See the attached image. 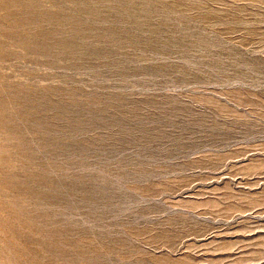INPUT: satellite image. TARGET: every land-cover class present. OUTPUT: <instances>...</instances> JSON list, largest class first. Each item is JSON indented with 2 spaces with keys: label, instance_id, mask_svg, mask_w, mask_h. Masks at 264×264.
<instances>
[{
  "label": "rangeland",
  "instance_id": "374dc122",
  "mask_svg": "<svg viewBox=\"0 0 264 264\" xmlns=\"http://www.w3.org/2000/svg\"><path fill=\"white\" fill-rule=\"evenodd\" d=\"M0 264H264V0H0Z\"/></svg>",
  "mask_w": 264,
  "mask_h": 264
}]
</instances>
